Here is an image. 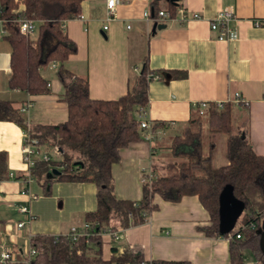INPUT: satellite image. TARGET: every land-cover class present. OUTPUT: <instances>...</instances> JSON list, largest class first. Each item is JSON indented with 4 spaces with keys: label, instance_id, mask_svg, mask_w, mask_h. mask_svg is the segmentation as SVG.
<instances>
[{
    "label": "crops",
    "instance_id": "0c3cea01",
    "mask_svg": "<svg viewBox=\"0 0 264 264\" xmlns=\"http://www.w3.org/2000/svg\"><path fill=\"white\" fill-rule=\"evenodd\" d=\"M171 2L201 17L184 23L177 19L166 21L162 23L165 27L153 32L154 23L143 13L153 16L158 10L169 9ZM228 7L235 12L231 27L237 28L238 37L220 41L217 32L210 30L209 20ZM80 15L83 20L75 17L63 24V31L76 45V52L64 66L88 79L91 98L113 100L126 94L129 82L136 78L147 58L152 73L160 75L149 81L148 120L154 124L175 122L174 127L166 129L165 133L170 134L195 113L194 104L223 103L238 93L245 103L239 112L244 111L248 118L247 137L253 150L264 156V25L255 26L253 22L264 18V0H120L108 22L105 0H83ZM105 24L108 27L103 30ZM10 57L11 45L0 36V99L11 101L33 133L37 126L65 121L68 112L62 99L64 88L57 75L58 64L49 63L40 69L49 91L33 95L9 88ZM170 72L177 76L172 77ZM26 102L31 106L22 111ZM25 134L28 132L16 123L0 121V151L7 153L8 171L14 174L25 173L21 156ZM153 145L141 139L120 151L121 160L111 168L117 198L140 200L144 172L165 171L163 157L154 155L159 145L152 148ZM42 146V151L50 153V148L40 145V149ZM224 164L223 158L215 163L214 157L216 167ZM24 187L16 179L0 182V251L9 248L18 260L24 256L30 236L64 234L72 226L81 227L84 214L96 207V187L90 182L53 181L45 189L34 180L28 185L37 196L33 200L21 194ZM46 190L50 193L45 194ZM153 202L158 207L145 223L113 231L116 237L111 231L101 234L103 259L108 260L115 248L118 252L141 254L147 262L165 259L230 264L228 238L206 236L199 230L209 223V215L197 196L170 202L156 194ZM19 204L28 205L35 217L22 228H17V223L26 221V217L19 212Z\"/></svg>",
    "mask_w": 264,
    "mask_h": 264
},
{
    "label": "trees",
    "instance_id": "16d2710c",
    "mask_svg": "<svg viewBox=\"0 0 264 264\" xmlns=\"http://www.w3.org/2000/svg\"><path fill=\"white\" fill-rule=\"evenodd\" d=\"M82 1L22 0L20 4L15 0H0V18L5 20L6 30L3 38L11 45L9 88L33 95L47 93L48 82L40 69L49 63L58 64L57 75L64 88L62 99L68 112L65 121L37 126L33 133L11 101L0 99V121L14 122L31 138H36L39 145L60 151L61 160L38 159L31 168V174L45 189L53 181L90 182L96 187V207L84 214L89 235L76 241L63 235H34L30 240L36 251L32 264H190L187 260L147 262L141 254L129 250L118 252L115 248L105 260L101 254V234L145 223L158 207L153 202L156 194L170 202L195 195L209 215V223L199 230L206 236L227 238L228 234L219 232V194L228 184L234 196L244 203V210L230 232L229 263L248 264L245 253L249 252L254 264H264V251L260 247V235L264 231V156L253 150L247 137L248 118L244 111L239 112L245 108L243 102L235 104L228 100L222 107L208 102L204 114L195 111L167 145L174 160L166 166V172L158 173L150 184L142 185L140 200L116 197L112 165L121 160L123 148L142 139L136 112L148 104V85L153 76L147 78V75L158 78L160 75L152 73L145 58L139 74L129 82L126 94L113 100L91 98L88 79L64 66L76 52V45L63 31V24L80 14ZM177 5L175 2L169 5L172 16ZM17 17L35 22V37L19 32L18 25L10 21ZM170 73L177 76L176 72ZM155 145L159 142H154L152 148ZM219 147L226 164L216 167L214 157ZM53 168L61 174L49 179L47 174ZM8 174L7 153L0 151V179H7Z\"/></svg>",
    "mask_w": 264,
    "mask_h": 264
},
{
    "label": "built area",
    "instance_id": "2783aa9c",
    "mask_svg": "<svg viewBox=\"0 0 264 264\" xmlns=\"http://www.w3.org/2000/svg\"><path fill=\"white\" fill-rule=\"evenodd\" d=\"M120 0H105V8H106V21L108 22L113 18L114 12ZM143 16L152 21L154 24H162L166 21L170 20H179L180 22H187L193 19H199L201 16L195 12H188L183 6L177 5L175 6V16H172L167 10H158L155 12L153 16L149 12H144ZM79 19H84L83 15L77 16ZM235 19V12L231 7L222 9L214 18L209 20V28L212 31L217 32V39L220 41H229L236 39L238 37V30L236 27H231V22ZM4 19L0 18V36H4L6 34V30L3 26ZM18 25L19 32L29 38H33L36 34V24L34 21L24 18V17H17L13 20H10ZM255 26H262L264 25V18L263 19H254L253 20ZM107 24L103 26V30L107 29ZM55 66V63H52ZM158 78V76L153 74H148L147 78L149 77ZM231 102L238 104L241 102L240 95L238 93L234 94V96L230 99ZM220 107H222V103H217ZM31 104L29 102L24 103L21 107L22 111H25L30 107ZM208 106V102H200L193 105L196 111L199 114H204L205 109ZM137 118L139 120V129L141 131L142 139L152 143L156 140H159L163 135L166 133V129L172 128L175 126V122L169 121L163 123V126H156L152 121L146 118V107H140L136 112ZM37 140L32 139L29 137L28 134L24 135L23 143L21 146V156L22 162L25 167V174L22 177L16 178L13 172H9L8 178L5 180H20L24 183L25 187L21 190V194L27 195L29 200L35 199L37 196L33 194L28 185L35 180L34 176L31 174V168L35 165L36 160H44L49 161L52 156L47 151H42L39 147ZM56 151V149H55ZM58 153V151H56ZM157 174L154 171L144 172L142 175L141 182L144 183H151L154 179H156ZM4 181L0 179V182ZM18 210L20 213L24 214L26 217V221H20L17 223V228H22L26 222H31L34 220V215L30 212L28 205L26 204H19ZM89 224L84 223L81 227L72 226L69 230L64 234H58L53 236L63 235L70 241H76L80 236H88L89 233L87 232V228ZM253 228V225H250ZM112 234L116 237L115 232ZM33 236L29 238V245L27 250L25 251L24 256L18 260L15 258L14 251L3 247L0 251V264H10L12 262H22L23 264H32V260L36 254L35 249L31 246L30 240ZM237 238H240V235H236ZM228 240L231 238V233L228 234Z\"/></svg>",
    "mask_w": 264,
    "mask_h": 264
},
{
    "label": "water",
    "instance_id": "95a60500",
    "mask_svg": "<svg viewBox=\"0 0 264 264\" xmlns=\"http://www.w3.org/2000/svg\"><path fill=\"white\" fill-rule=\"evenodd\" d=\"M174 1V0H171ZM165 27V24H154L153 32L156 29ZM244 137V134H242ZM61 174L57 168H53L47 178L53 179ZM244 210V203L233 194L231 185H226L219 194V232L222 235L229 234L235 227L236 222ZM260 247L264 251V231L260 235Z\"/></svg>",
    "mask_w": 264,
    "mask_h": 264
},
{
    "label": "rangeland",
    "instance_id": "374dc122",
    "mask_svg": "<svg viewBox=\"0 0 264 264\" xmlns=\"http://www.w3.org/2000/svg\"><path fill=\"white\" fill-rule=\"evenodd\" d=\"M180 130V129H179ZM179 130H173V131H171L170 132V134H166V135H163L162 137H161V140L159 141V147H158V151H157V153L156 154H154L155 155V158H157V157H163L162 159V162H163V164H164V168H165V171L164 172H166V169H167V165L170 163V162H172L173 160H174V158H173V156H172V154H171V152H170V150H169V148H167V145L169 144V142H170V139H171V137L173 136V135H175L176 133H178L179 132ZM47 146V145H46ZM43 148V149H42ZM48 148H50V155L52 156V158L53 159H59V160H61L62 159V155H58L57 154V152L55 151V148H51V147H48ZM41 150H44V147L42 146L41 147ZM59 156V157H58ZM222 159V157H221V149H220V147L218 148V150H217V152H216V154H215V163H217V160L218 159ZM163 173V172H162ZM245 255H246V261H247V263L249 264L250 262H253V258H252V256H251V254L249 253V252H246L245 253Z\"/></svg>",
    "mask_w": 264,
    "mask_h": 264
}]
</instances>
